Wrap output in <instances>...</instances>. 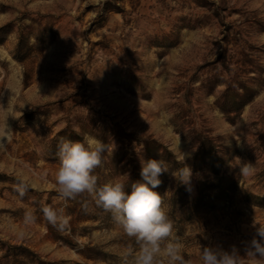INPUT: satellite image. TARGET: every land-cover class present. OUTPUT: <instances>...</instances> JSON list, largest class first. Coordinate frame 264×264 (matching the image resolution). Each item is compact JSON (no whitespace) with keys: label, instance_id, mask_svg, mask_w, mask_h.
Masks as SVG:
<instances>
[{"label":"rangeland","instance_id":"obj_1","mask_svg":"<svg viewBox=\"0 0 264 264\" xmlns=\"http://www.w3.org/2000/svg\"><path fill=\"white\" fill-rule=\"evenodd\" d=\"M224 64L254 95L234 121L216 104L230 76ZM0 120L13 132L0 151V264H17L3 257L9 244L29 249L16 250L22 264H120L133 243L93 203L95 217L61 233L70 243L49 236L39 209L64 206L53 187L61 137L112 146L95 172L103 184L140 172L150 140L189 166L198 132L214 138L219 171L207 160L192 172L187 203L174 209L178 165L165 161L167 183L154 191L186 257L200 245L235 246L243 256L255 221L264 223V0H0ZM237 157L252 164L250 176ZM17 174L35 185L23 199ZM201 182L226 194L196 207ZM27 208L36 223H23Z\"/></svg>","mask_w":264,"mask_h":264},{"label":"clouds","instance_id":"obj_2","mask_svg":"<svg viewBox=\"0 0 264 264\" xmlns=\"http://www.w3.org/2000/svg\"><path fill=\"white\" fill-rule=\"evenodd\" d=\"M12 130L0 120V151L12 139ZM112 146L94 136L79 140L61 137L57 144L58 167L53 185L64 206L42 205L39 211L44 221L58 232L70 231L71 216L66 212L67 202L79 196L89 198V203L110 214L113 224L133 241L119 253L120 264H264V223L255 221V236L245 245L244 255L232 246L224 250L220 246H201L197 257H186L184 244L175 234L174 222L168 214L164 197L154 191L161 184L160 176L168 171L164 160H141V179L130 185L122 180L98 183L96 169L102 165L103 155ZM113 150V148H112ZM177 161L182 165L173 175L185 185L191 183L192 170L184 163L185 155ZM236 165L242 176L253 172L251 163H242L237 157ZM13 185L18 198L23 199L35 185L27 177L17 174ZM130 188V191L128 190ZM88 211V203L84 204ZM38 220L36 211L27 208L23 223L34 224ZM258 225V226H256ZM26 235L19 233L20 238Z\"/></svg>","mask_w":264,"mask_h":264},{"label":"trees","instance_id":"obj_3","mask_svg":"<svg viewBox=\"0 0 264 264\" xmlns=\"http://www.w3.org/2000/svg\"><path fill=\"white\" fill-rule=\"evenodd\" d=\"M226 52L227 51L224 50L221 53V57L226 55ZM224 69L229 73L230 76L226 80H221L222 83L225 84V88L222 90L221 94L216 97V104L228 119L234 121L235 117L240 114L242 108L253 100L254 95L251 94L250 88L244 82H240L236 75L231 74L232 68L229 65L224 64ZM193 142L197 143L198 146L195 150L194 155L189 161V167L191 168L192 172L197 173L198 171H201L203 164L206 163L207 160L211 165V170H213L214 172H218L220 167L216 166V164L220 163L222 159L217 154V146L214 143V138L208 136L203 132H198L197 135L193 138ZM145 149L146 152L150 154L151 159L164 160L171 163L175 162L177 163L178 168L182 167V165L177 160H171V158L174 156L171 150H169L165 146L160 145L154 140L148 141V143L145 145ZM161 149H164V151L161 152ZM159 178L162 182L157 188L160 191H163L165 184L167 183L165 173L162 174ZM202 178H204V175H201L199 177V181ZM140 179V172L133 171L129 175L125 183L126 185H130L131 182ZM215 187H218L219 190L215 191ZM128 190L130 191V188ZM197 191L198 193L195 197L194 205L196 207L201 203L212 205L220 201L223 195L226 194V190L224 187L220 185L215 186L213 182H211L210 184H206L205 182L199 183ZM187 195V188L184 184L179 182L174 193L168 199V203L172 208L176 209L177 205L183 206L187 203ZM85 203H88L89 206V198H87L85 195L77 197L76 200H69L67 202L66 212L71 216L70 225H74L83 220L95 217L92 214H88V212L84 210ZM91 203L94 204V202ZM46 225L48 227L49 236L53 240H62L64 242H69L68 238L61 234V232H58L55 228L51 227L47 223ZM17 249L29 251V249L25 246L9 244V249L4 253L3 257H15V262H17V264L24 263L25 260L20 258L23 253L17 252ZM39 264H43V262L40 261Z\"/></svg>","mask_w":264,"mask_h":264}]
</instances>
